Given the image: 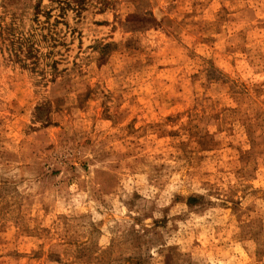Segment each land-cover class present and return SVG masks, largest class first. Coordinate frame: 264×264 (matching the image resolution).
Returning <instances> with one entry per match:
<instances>
[{"label": "rangeland", "instance_id": "obj_1", "mask_svg": "<svg viewBox=\"0 0 264 264\" xmlns=\"http://www.w3.org/2000/svg\"><path fill=\"white\" fill-rule=\"evenodd\" d=\"M0 264H264V0H0Z\"/></svg>", "mask_w": 264, "mask_h": 264}]
</instances>
